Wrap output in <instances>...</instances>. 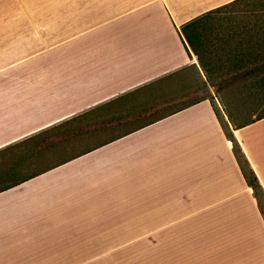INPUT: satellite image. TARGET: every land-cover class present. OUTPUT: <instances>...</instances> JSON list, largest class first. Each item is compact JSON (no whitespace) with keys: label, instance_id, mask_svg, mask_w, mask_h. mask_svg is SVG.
<instances>
[{"label":"crops","instance_id":"obj_1","mask_svg":"<svg viewBox=\"0 0 264 264\" xmlns=\"http://www.w3.org/2000/svg\"><path fill=\"white\" fill-rule=\"evenodd\" d=\"M233 1L57 0L71 10L56 11L63 41L43 57L0 27V189L34 174L11 171L6 149L85 114L93 131L123 127L0 193V264H64L62 222H152L154 264H264L232 144L209 97L185 102L212 88L180 27ZM224 118L264 193V119L234 131Z\"/></svg>","mask_w":264,"mask_h":264},{"label":"rangeland","instance_id":"obj_2","mask_svg":"<svg viewBox=\"0 0 264 264\" xmlns=\"http://www.w3.org/2000/svg\"><path fill=\"white\" fill-rule=\"evenodd\" d=\"M259 4L257 9L261 10V3ZM249 9L248 4L242 6L239 11ZM58 10H71V4L59 3L57 0H0V27L2 31L11 30L14 32L18 45L32 49L30 53L33 57H43L52 52L59 41H63V38H58L55 34L58 21L55 16ZM234 15L239 18L249 16L245 12ZM64 21L67 22V25L71 24L72 18ZM248 22L250 25L254 21L253 19L242 18L239 20V25H246ZM263 23L264 19H262V26ZM53 31L54 34H50ZM243 72L240 74L242 75ZM239 75L236 74L235 77L238 78ZM232 78H234L233 75L224 77L225 80L220 79L216 81V84L225 81L227 85ZM248 80L237 82L217 93L213 89L212 92L209 89L205 90L203 93H198L197 96L185 100V102L195 100V98L209 97L220 113L223 122H225L224 116L227 112L232 113L239 121L247 120L252 117V112L256 109L255 103L258 95H255L254 91L247 92L245 86H247ZM251 80L254 79L251 78ZM160 104L164 109V104ZM92 119L95 120V117H87L85 120L78 121L51 135L41 137L40 140L49 139V142L55 145L53 149L44 148L36 151L29 147L27 151L25 148L17 150L16 161L26 162L18 169L21 176H27L35 170L45 169L65 157L87 150L92 145L108 141L122 132L121 128L123 127L116 131H110L112 125L103 124V122L108 121L106 118H102L101 122L96 120V131H93ZM85 129H88L87 132ZM31 154L33 157L28 160ZM4 164L6 161L1 160L0 168ZM258 199L264 212V199L261 196ZM62 223L65 234L63 242H61L63 245L59 246L58 249L62 248L59 250V254L64 256V264H154L152 258V222ZM72 241L76 243L74 260L69 259V255H72L70 251ZM48 247L45 253L50 256L56 255L57 248L53 249L51 245Z\"/></svg>","mask_w":264,"mask_h":264},{"label":"trees","instance_id":"obj_3","mask_svg":"<svg viewBox=\"0 0 264 264\" xmlns=\"http://www.w3.org/2000/svg\"><path fill=\"white\" fill-rule=\"evenodd\" d=\"M259 3L262 6L261 10L257 9V6L260 5ZM248 4L249 10L239 11L242 6ZM239 12L248 13V17L242 18L253 19V24L249 25L248 22V24L240 26L239 20L242 18L234 15ZM262 19H264V0H235L207 12L180 27V36L186 45V51L189 49L196 57L199 69L205 77L206 83L209 84L215 93L219 90H224L226 87L233 86L237 82L249 79L245 89L248 90L247 92L254 91L255 95L258 94L255 103L256 109L253 110L251 118L239 121L232 113L227 112V120L234 131L264 119V23L262 26ZM193 70L192 77L200 78L199 71L195 67H193ZM241 72H243L242 75L240 74ZM236 74H240L238 78L235 77ZM230 75H233L234 78L227 85L225 81L216 84V81L224 79V77H230ZM170 77L166 79L168 80ZM251 78L254 80H251ZM211 100L209 101L214 114L222 127L226 139L232 144L233 155L237 165L246 185L252 190L259 212L264 219V212L258 199L260 196L264 199L261 187L236 144L227 123L223 122L220 113ZM87 116L88 114L81 115L51 127L5 151H17L23 148L29 149V147H32L36 151L44 148L53 149L55 145L49 142V139L40 140L41 137L51 135ZM24 163V161H18L11 167V171L14 169L17 171ZM61 163L65 162L57 163L55 166ZM53 164L46 169L50 170L55 167L52 166ZM44 171L35 170L34 174L24 178L20 176L13 177L11 181L14 184L0 189V193L34 178Z\"/></svg>","mask_w":264,"mask_h":264}]
</instances>
